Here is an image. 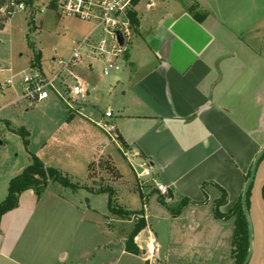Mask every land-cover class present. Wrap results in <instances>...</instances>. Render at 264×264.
<instances>
[{"label": "crops", "instance_id": "obj_1", "mask_svg": "<svg viewBox=\"0 0 264 264\" xmlns=\"http://www.w3.org/2000/svg\"><path fill=\"white\" fill-rule=\"evenodd\" d=\"M231 1L235 3L230 5ZM249 1L254 3L255 10L248 7ZM260 2L225 0L215 4L212 11L203 10L206 16L199 18L183 6L156 11L147 24L139 19L140 25L137 31L133 30L127 55L120 61L121 71L113 72L117 76L111 88L114 90L118 85L123 88L116 99L117 112L108 106L106 111L111 109L112 117L106 119L104 114V119L98 122L81 114L77 117V112L68 121L61 117L52 131L55 136L72 123L75 132H72V152L80 148V154L72 153V161L63 170L72 177L83 176L94 182L93 186L98 185L90 176L93 162L100 164L105 159L115 166L113 157L107 153L111 146L128 158L135 184L139 179L137 174L141 173L139 168L148 163L155 182L144 181L143 185L151 184L158 197L161 194L156 182L165 185L170 194L165 200L168 204L188 199L191 201L188 209L208 208L210 214L206 220L213 241L217 247L231 246L235 264L236 217L216 218L215 209L222 191L227 194V203L219 209L224 216L242 199L253 162L264 148V7ZM9 75L10 70L2 78ZM16 86L6 88L0 95H13L12 89ZM17 90L13 101L5 107L20 110L25 102L28 110L31 105L20 99L21 88ZM111 97L115 99L112 90ZM4 116V123L0 124L12 130L11 113L7 111ZM105 122L116 139H111L99 126ZM19 130L16 126L13 135ZM102 132L108 137L107 143L99 134ZM30 144L31 141L27 147L31 149ZM39 145L43 147L32 154L47 167L61 171L62 164L55 162V156L47 155L45 142L40 141ZM31 161L27 155L17 175ZM118 173V179L128 183L119 170ZM80 184L90 188L88 184ZM259 184V196L254 197V193L251 200V194L249 204L256 221L249 264H264L261 191L264 183ZM88 188L84 189L90 192ZM77 191L51 183L41 198L33 190L22 193L18 207L0 220V264H158L146 210H143L146 228L135 238L139 253L132 254L126 249L132 231L126 234L124 226L129 224L134 229L135 216L125 219L112 215L109 199L104 219H85L89 225L95 224L96 239L72 241V210L75 213L79 209L72 202V193ZM89 211L92 219L100 210L95 207ZM159 213V220L166 216L172 219L169 213ZM181 218L182 215L172 220L178 222ZM121 245L123 249H118ZM179 257L183 261L187 255ZM189 263L178 261L176 264Z\"/></svg>", "mask_w": 264, "mask_h": 264}, {"label": "rangeland", "instance_id": "obj_2", "mask_svg": "<svg viewBox=\"0 0 264 264\" xmlns=\"http://www.w3.org/2000/svg\"><path fill=\"white\" fill-rule=\"evenodd\" d=\"M153 1L156 4V8H153V11L147 10L145 4H141L138 8V16L143 24H147L150 21V16L156 11L161 12V10L167 8L168 10H172L171 8L181 9L184 6V1H194L202 10L212 11L215 4L219 5L225 0ZM253 1L260 2V0ZM144 2L146 3V1ZM33 3L37 9H41L44 12L29 9L25 13L14 16L10 21L0 23L1 76L3 77L10 70V75L14 78V84L17 85L15 90L11 88L13 95H8L9 93L6 94V97L0 95V123H4L2 117L8 111L12 115V130L18 126L20 130L27 131L29 133V142L31 141L32 144V146L31 144L29 145L31 149L24 147L22 141L25 139L23 135L19 132L13 135L12 130L9 129L10 127L0 124V128H4L0 131V140L3 142V145L0 146V203L3 202L7 195L9 182L18 174L17 172L20 170V167L26 163L27 155L43 147L41 145L38 146L40 141L45 142L47 155L55 156V162L63 166L62 170H60L67 174L68 172L64 171L63 168H67V164L72 161V153L73 155L80 154V148H75L72 152V132L75 134L74 129L72 131V123L68 124L62 132L56 133L55 136L52 135L55 127L54 124H58L61 117H64L65 121H68L69 115L73 111L74 113L79 112L76 115L77 117H80L81 114V116L87 119L89 117L95 122H98L100 118L103 120L108 106H111L115 113L117 112L116 99L121 96L123 90L120 85L114 88V90L111 88L117 75L116 73H112L109 76H104L105 63L102 60L84 56L70 71H63L62 80L66 81L67 86L73 87L76 81L72 75L77 76L91 93L85 102L72 101V108L69 109L61 98L52 94L51 99L38 102L28 108V110H26L27 103L25 102H22L20 110H16L14 107H5L13 101L16 96L15 92L18 93L17 88L21 87V80L24 75L29 74L30 69L36 68L34 65L35 55L41 54V65L38 68L44 72L46 77L51 78L52 74L62 71L54 63V60L63 59L67 61L71 58L74 47L73 43L75 41L78 39L84 40L92 32L98 38L103 36V29H97L94 23L82 22L77 19L61 16L57 11L47 9L45 7L47 0H33ZM229 3L233 5L235 2L231 1ZM260 3H263V8L264 2ZM248 5L249 8L256 9L253 2L249 1ZM91 64L93 65L92 67L90 66ZM70 72L72 73L71 76H69ZM111 90L115 99L111 97ZM79 128L80 126L76 129ZM29 130H33L30 131L31 134ZM67 134H69L67 136L68 139L65 138ZM99 134L106 141L101 140L107 143L108 137L103 132ZM107 153L113 157L116 168L127 179L128 183L121 182L117 178L112 165L105 159L101 160L100 164L96 163L100 169L98 168L97 170V166L94 167L92 178L98 181V185L96 186H99V184L104 186L109 184L116 189L117 205L119 207L135 212L146 210L149 227L155 238L156 255L159 259L158 264H176L178 261L180 263L190 261L191 263L189 264H235L231 257V246L229 247L227 244L224 247H217L218 245L213 241L212 233L209 231L206 220L210 214V211L208 212L207 210L208 208H185L180 214L182 215L181 220L175 222L172 219L176 217H172L167 208L159 202L160 197L153 191L152 186H150L151 184H139V181L143 180H145V183L149 182L147 179H138L135 184L133 181L134 173L130 167L128 158L123 156L114 146H111ZM139 170L142 171L140 168ZM67 175H69L73 183L80 182L89 186L94 183H90L81 175L77 178L75 176L72 177L70 173ZM7 180L9 181L7 182ZM259 183H264V157L257 167L251 188L252 197L254 193V197L257 198L259 196ZM2 191H5L4 195H2ZM261 191L262 195H264V186ZM90 192L84 189L77 191L76 194L72 193V202L79 206L77 212L74 213L72 210V241L96 239L95 224L89 225V222L85 221V219L96 221V218H105L109 194L102 193L95 195ZM254 197L251 199L250 195L251 200ZM88 203L90 207L87 206ZM95 207L100 211L98 215L92 212V215L96 216H92L91 219V212L89 210ZM161 211H163L164 215L169 213L168 215L172 219L166 216V218L163 217V220H159V212ZM249 213L254 229L256 221L253 214L251 215L250 210ZM197 222L199 226L195 225ZM132 229V225L126 224L124 226L126 234H129ZM98 239L100 240L101 238L99 237ZM181 254L187 255L186 260H178ZM210 257H214L213 260H210ZM219 260L221 263H219Z\"/></svg>", "mask_w": 264, "mask_h": 264}, {"label": "built area", "instance_id": "obj_3", "mask_svg": "<svg viewBox=\"0 0 264 264\" xmlns=\"http://www.w3.org/2000/svg\"><path fill=\"white\" fill-rule=\"evenodd\" d=\"M141 4H145L149 11L155 7L153 0H47L45 6L47 9H53L61 16L94 23L97 29H103V36L98 38L92 32L84 40L75 41L71 58L67 61L54 60V63L62 71L52 74L51 78L46 77L38 67L30 69V73L24 75L21 80L20 99L27 101L32 106L48 100L52 94H55L67 104L69 109L72 108V101L85 102L90 95L87 87L71 72L69 76H73L76 84L73 87L67 86L66 81L62 80L63 71H70L84 56L102 60L105 63L104 76L121 71L120 61H123L133 37L130 14H138ZM29 9L44 12L37 9L34 3L28 4L26 0H0V23L10 21L14 16L25 13ZM116 31L122 33L125 39L124 46H120ZM1 73L0 69V94H3L6 88L15 84L12 75L5 79L2 78ZM111 117L112 110L107 109L105 118ZM99 126L110 135L111 139H116L108 123L105 122ZM141 169V173L137 174L140 180L147 179L155 182L151 177L148 163H144ZM144 181H141V185L144 184ZM156 188L162 196L169 197V189L165 185L156 182Z\"/></svg>", "mask_w": 264, "mask_h": 264}, {"label": "trees", "instance_id": "obj_4", "mask_svg": "<svg viewBox=\"0 0 264 264\" xmlns=\"http://www.w3.org/2000/svg\"><path fill=\"white\" fill-rule=\"evenodd\" d=\"M26 1L30 5L33 4V0H26ZM183 4L186 11L189 14L193 15L194 17L199 18L206 16V13L200 8V6L197 3H194V1H187V2L184 1ZM130 19L133 30L137 31L140 25L139 17L137 16V13H131ZM126 55H127V51L125 57ZM41 58L42 57L40 53L35 55L34 58L35 67L41 65ZM76 113L77 112L74 113V111L70 113L68 120H71ZM19 133L23 135V138L25 139L24 145L25 147H27L29 144V139H28L29 133L23 129H21ZM30 156L32 160L30 165H28L21 174L14 177L9 183L7 196L3 200V202L0 203V220L5 214L18 207L20 196L25 191L33 190L36 196L38 198H41V196L44 194V192L47 190L48 186L51 183L61 184L64 187L72 189L73 191L88 188L80 183H73L67 174L62 173L58 169L53 167H47L36 155L30 153ZM109 162L110 165H112V169L116 172L117 178H119L120 175L118 173V170L113 165L112 161ZM94 167H96L95 162H93L90 165L91 178L93 177L92 174H94L93 172ZM88 189L95 194H102V193L109 194V209L112 215L119 216L125 219L130 218L132 216L136 217V224L131 234L128 237L126 249L128 252L132 254H138L139 249L135 244V238L138 236V234L141 231H143L146 228V222L143 216L144 211L135 212L119 207L117 205V191H115L116 189H114L109 184L106 186L101 184H99V186L92 185ZM222 192H223L222 198L216 203L215 216L216 218H220V219L236 217V228L233 237V245H234L233 256L236 261V264H243L249 250V240H248L249 229L243 213L242 203L240 200L237 203V205L232 209L230 214L226 216L222 215L219 209L221 206L227 203V194L225 191ZM250 195H251V189L248 195V208L250 204ZM165 200H166L165 197L160 196L159 202L162 203L167 208V210L170 212V215L172 217L180 216L183 210L191 204V201L188 199H183L178 204H172V205L166 203Z\"/></svg>", "mask_w": 264, "mask_h": 264}, {"label": "water", "instance_id": "obj_5", "mask_svg": "<svg viewBox=\"0 0 264 264\" xmlns=\"http://www.w3.org/2000/svg\"><path fill=\"white\" fill-rule=\"evenodd\" d=\"M115 33L117 35L118 42H119L120 46H124L125 39H124L122 33L120 31H116ZM1 145H2V141L0 140V146ZM263 156H264V148L260 151V153L257 155V157L255 158V160L253 162V165H252V168L250 171V175H249V178L245 184V188H244V191L242 194V199H241L243 213H244L245 219H246L247 224H248V229H249V238H248L249 250H248V254H247L246 259H245L243 264H249L250 260L252 258V254H253L254 229H253V224H252V220H251L249 208H248V195H249L250 189H251L253 182H254V179H255L258 164L261 161V159L263 158ZM113 248L117 249V247H113ZM118 249H123V246L121 245L120 248H118Z\"/></svg>", "mask_w": 264, "mask_h": 264}]
</instances>
